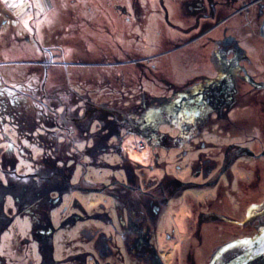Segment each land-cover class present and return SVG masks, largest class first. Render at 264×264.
I'll use <instances>...</instances> for the list:
<instances>
[{
    "label": "rangeland",
    "instance_id": "rangeland-1",
    "mask_svg": "<svg viewBox=\"0 0 264 264\" xmlns=\"http://www.w3.org/2000/svg\"><path fill=\"white\" fill-rule=\"evenodd\" d=\"M26 1L14 12L0 7V264H73L75 256L88 251L87 244L82 243L78 244L76 253L75 234L82 228L101 226L93 224L96 222L93 216L101 211L98 203L105 201V195L101 193L83 191V194L75 190L84 186L85 190L95 191L110 181H122L120 171L123 167L130 169L132 165L125 154L121 158L112 152L105 155L95 152V156L91 153L107 140L110 131L125 135V130L119 128L122 118L130 122H146L144 111L137 113L141 98L130 97V90L165 96L160 91L164 89L161 80L171 79L177 85L183 77L197 75L198 78L207 74L204 64L208 61H198V49H194L192 52L196 55L191 56L194 65L182 63V59H187V49H190L185 46L187 41L197 35L184 33L193 26V20L185 17L192 0H41L39 8L33 3L36 0ZM241 24V18L232 22L234 30ZM215 33L212 32L211 37L217 36ZM237 34L239 40L241 38L246 43V51H250V72L264 76L261 42L257 37L250 39L249 34ZM172 51L176 52L172 54ZM156 55L160 58L155 63V71L150 70L153 62L144 61L139 63L141 71L136 69L137 72L134 66L138 65H125L124 74H120L117 67L102 71L93 65L105 57L109 62H116ZM213 58L216 60L214 55ZM122 77L126 83L123 88L119 82ZM133 77L139 80L134 85L129 82ZM119 89L124 95L118 94ZM253 97L259 105H248L247 110L237 111V120L243 119L249 124L246 131L250 139L245 143L244 136L238 135L232 144L239 148L249 147L258 153L264 150V128H256L264 123L261 121L264 91H254ZM145 99L159 100L156 106L165 108L154 118L163 122L158 139H167L168 134L177 136L178 131L171 129L170 125L178 121L167 108L172 102L148 95ZM103 107L112 109L115 115L103 112ZM126 130L130 128L126 127ZM141 130L149 133L148 129ZM109 143L112 145L116 141L113 139ZM136 143L138 141L133 137L125 143L132 163L143 166L139 168L134 164L138 170L136 175L144 173V180L162 181L168 190L188 179L190 174L185 165L192 164L195 159L189 156L188 160H183L181 154L182 151H191L192 147L183 145L168 154L156 150L159 166L146 173L145 167L150 162L153 165L156 160L152 158V151L137 150ZM237 160L231 183L235 198L228 202L225 201L228 197L223 196L220 201L221 207L236 204L234 210L240 219L244 217L246 205L264 199V168L259 181H255L254 176L257 166L264 167V157L258 161L242 153ZM166 163L170 166L158 169ZM176 166L183 171L176 170ZM228 186L226 182L219 185L221 191L228 190ZM52 187L60 190L57 193H63V199L57 205L45 200L56 198L57 193L48 190ZM76 198L85 209L81 215L87 223L74 228L70 216L76 213L73 212ZM192 199H204L206 205L216 206L217 202L205 188L200 190V196L194 194ZM107 203L104 205L109 211L111 206ZM112 203L111 210L115 213L120 207L119 200L113 199ZM41 204L46 206L45 211ZM218 209H221L220 205ZM184 213L185 208L176 217L177 221H157L162 240L159 248H162L163 255L167 254L165 264H210L223 247L241 241L240 238L251 237L260 229L264 234V219L247 222L245 227L211 221L203 226L199 245L191 237V229H194L191 224L196 221H181ZM172 229L175 233L169 242L163 233L172 234ZM38 230L44 232L41 234ZM119 230L118 226L117 233L112 229L110 232L117 236L114 240L118 238L117 246L121 247L123 240L119 241ZM107 261L110 264H133V259L125 256L122 260L114 257Z\"/></svg>",
    "mask_w": 264,
    "mask_h": 264
},
{
    "label": "flooded vegetation",
    "instance_id": "flooded-vegetation-1",
    "mask_svg": "<svg viewBox=\"0 0 264 264\" xmlns=\"http://www.w3.org/2000/svg\"><path fill=\"white\" fill-rule=\"evenodd\" d=\"M190 2L185 17L188 20H193V26L191 25L190 30L184 33L187 35L194 32L197 35L187 41L185 46H189L190 49H187L188 51L185 54L187 59H182V63L184 65H194L191 56L196 54L192 50L195 49L196 51L198 49L197 52L200 57L196 59L198 61H208L207 64H204L205 68H207V74L200 75L198 78H196L197 75L191 78L183 77L177 85L175 84L176 81L171 79L167 81L161 80L160 84L164 86V89L160 91L165 96H157L156 93L153 95L147 94L144 90H130V97L141 98V105L137 113L144 111L146 122H130L122 118L119 128H121V131L125 130L124 136H121L119 131L116 133L114 132L116 130L110 131L111 133L107 136L106 143L99 144L98 148L92 149L93 152L91 148L88 149L91 150L94 156L97 154L95 152H100L103 155L112 152L121 158L125 154L126 160L131 161L132 165L130 169L123 167L122 171H120L123 176L122 181H110L104 184L102 189L95 191L85 190L84 186L79 187L81 189L79 191L78 188L75 190L76 193L83 194H85L84 192L87 194L101 193L105 195V201L98 203V208L101 211L93 216L96 221L93 224H100L101 226L82 228L75 234L76 240L73 244L76 245V253L79 249L78 244L82 243L84 245L85 243L87 244L85 247L89 253H87L88 251H84V254L81 253L75 256L73 264H110L107 261L110 258L113 259L115 257L122 260L124 256L131 259L129 236L135 225L145 227L153 242L157 258L165 264L167 254H164V256L162 248H159L162 240L160 237L161 228L158 226L157 221H177L176 217L179 216L180 211L183 213L184 208L185 213L181 221H196L191 224V228L194 226V229H191V237L194 241H198L199 245L202 240L203 226L207 222H226L238 225L239 227H245L247 222L263 221L264 219V199L259 203L254 204V202H250L249 205H246L244 217L240 219L236 216L237 214L234 210V207L237 206L236 204L233 207L232 205L221 207L220 201L223 196L228 197L225 198V201L227 200L228 202H230V199L235 198V193L231 190V183L233 177L232 170L236 165V161H238V156L245 153V155L258 161L264 157V150L255 153L249 147L239 148L237 144H232L238 135H243L245 138L244 142L248 143L247 140L250 139V135L246 131L248 123H244L243 119L237 120V111L247 110V108H250L248 105H259L260 103L253 97L254 91H264V76L263 74L255 75L250 72L248 68L252 63L248 54L250 51H246V43L237 37V33L249 34V36L251 35L250 39L257 37L264 48V0H220L219 2L217 0H192ZM226 11L227 13L223 15ZM237 18H241L242 24L234 30L232 22L237 20ZM206 22L208 24L205 25L204 23ZM212 32H216L215 34L218 37H211ZM176 51H172L171 53L173 54ZM181 54L184 55V53ZM200 54H205L206 56L201 57ZM213 55L216 57V60H213ZM158 58H160L159 55L143 59L136 57L129 60L123 59L124 61L109 62V58L105 57L101 60L102 62H94L93 65L102 71H111L112 68L117 67L120 70V74H124L126 73L125 65H138L134 66V69L135 71L136 69L141 71L140 64L144 61L145 63L153 62L150 64V70L155 71ZM106 75L104 74L103 76L106 77ZM124 81V77L120 78L121 88L125 87L126 83L124 84ZM137 81H139L137 77L129 78L130 84L132 82L134 85ZM108 92L113 93L114 90H108ZM117 92L124 95L122 89L117 90ZM147 95L152 96V98H162L172 102V105H168L167 108H170L175 115L173 119L175 118L178 121L176 124L170 125L171 129L178 131L177 136L172 137L168 134L167 139L161 137L158 139L159 128L163 125V122L157 119L154 120V118L162 113L165 108L156 106V101L159 100L145 99ZM160 101L164 102V100ZM262 108L264 110V104ZM111 110L110 108L103 107V112L109 115L114 114ZM115 117L119 118V116ZM134 120L137 119L134 118ZM261 121H264L263 113H261ZM260 125L256 128H264L263 122ZM126 127L130 128V130H126ZM141 129H148L149 133H145ZM257 131L258 133L260 132V130ZM130 137L138 141L136 143L137 150H150L153 152L152 158L156 161L153 165L150 162L149 166L145 167L147 168L146 173L157 170L159 166L157 162L158 157L157 155L155 156L156 150L159 149L168 154L171 150H176L183 145H186L190 149L192 147L191 151H182L181 154L183 160H188L189 156H194L193 159H195L192 164L185 165L186 170L190 174L188 179L177 183L175 188L168 190L162 181L144 180L146 176L144 173L136 175L138 172L136 168L143 166H138L135 162L132 163L133 161L128 157L125 143ZM113 139L116 143L111 145L109 141ZM227 143L229 144L227 145ZM134 164L137 166L136 168ZM160 166L161 168L158 169H165L170 164L166 163ZM263 168L257 166L254 169L255 181H259L258 179L262 176ZM175 169L183 171L179 166H176ZM222 182H226V187L229 185L228 190L221 191L222 187H219V185ZM204 188L210 192L212 198H216V206L214 204L206 205L203 202L205 201L204 199L201 201L200 199H197V201L192 199L194 194H199L200 196V190ZM48 190H53L55 193L60 192L57 187H52ZM242 192L244 191L242 190ZM180 193L181 195H177ZM62 194L57 193L56 198L48 197L45 200L57 205L63 199ZM113 199L119 200L120 204V207L117 208L118 211L115 213L111 210L113 209L112 206H114L112 203ZM126 199H129V202ZM108 200L110 203H107ZM130 201H133V203H130ZM104 203H107L112 208L109 207V211H107ZM175 203H177L176 211L174 210ZM217 203L221 209H218ZM41 205V208L45 211L46 206ZM178 205H183V208L181 209ZM73 209V212L76 213H73L70 219L73 221L74 228L78 225H85L87 222L82 219L83 216L81 215L85 212V209L77 201V198L73 200ZM102 214L104 215L102 216ZM118 226L120 229L119 235L117 234L120 238L119 241L123 240L124 243L121 244V247L117 246L116 240L118 238L114 240L117 236H114V233L110 232V229H112L117 233ZM260 230L251 237L261 235ZM37 232L42 234L44 231L38 230ZM194 232L196 233L194 234ZM171 233H163L164 238L166 237L169 242L172 241L171 239L175 230L172 229ZM251 237L240 239L244 240ZM43 244L45 245V242ZM122 251H125L127 254ZM215 257L216 255L210 263ZM105 260L107 262H104Z\"/></svg>",
    "mask_w": 264,
    "mask_h": 264
},
{
    "label": "water",
    "instance_id": "water-1",
    "mask_svg": "<svg viewBox=\"0 0 264 264\" xmlns=\"http://www.w3.org/2000/svg\"><path fill=\"white\" fill-rule=\"evenodd\" d=\"M133 264H163L142 225H135L129 236ZM210 264H264V234L234 242L220 250Z\"/></svg>",
    "mask_w": 264,
    "mask_h": 264
},
{
    "label": "crops",
    "instance_id": "crops-1",
    "mask_svg": "<svg viewBox=\"0 0 264 264\" xmlns=\"http://www.w3.org/2000/svg\"><path fill=\"white\" fill-rule=\"evenodd\" d=\"M30 1V0H29ZM25 2H27L26 0H0V7H4L5 9H7L6 11L8 12H14L16 7H19L21 5L26 4ZM36 7H40V5H42V1L41 0H36V2H33ZM35 7V6H34ZM35 10V8H34ZM30 11V10H29ZM29 13V12H28ZM11 49V48H10Z\"/></svg>",
    "mask_w": 264,
    "mask_h": 264
}]
</instances>
